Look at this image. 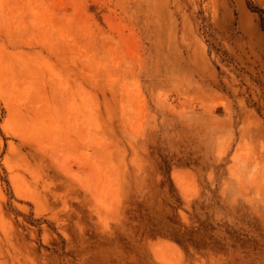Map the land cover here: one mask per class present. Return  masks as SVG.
Returning a JSON list of instances; mask_svg holds the SVG:
<instances>
[{
    "label": "rangeland",
    "instance_id": "obj_1",
    "mask_svg": "<svg viewBox=\"0 0 264 264\" xmlns=\"http://www.w3.org/2000/svg\"><path fill=\"white\" fill-rule=\"evenodd\" d=\"M0 264H264L247 0H0Z\"/></svg>",
    "mask_w": 264,
    "mask_h": 264
},
{
    "label": "trees",
    "instance_id": "obj_2",
    "mask_svg": "<svg viewBox=\"0 0 264 264\" xmlns=\"http://www.w3.org/2000/svg\"><path fill=\"white\" fill-rule=\"evenodd\" d=\"M248 6L252 11L259 13L262 27L264 29V9L257 7L252 0H247Z\"/></svg>",
    "mask_w": 264,
    "mask_h": 264
}]
</instances>
